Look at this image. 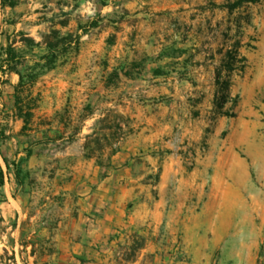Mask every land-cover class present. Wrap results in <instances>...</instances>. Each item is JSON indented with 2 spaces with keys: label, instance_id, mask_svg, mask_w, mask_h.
<instances>
[{
  "label": "rangeland",
  "instance_id": "374dc122",
  "mask_svg": "<svg viewBox=\"0 0 264 264\" xmlns=\"http://www.w3.org/2000/svg\"><path fill=\"white\" fill-rule=\"evenodd\" d=\"M15 1L0 264H264V0ZM54 34L78 40L19 109L6 49Z\"/></svg>",
  "mask_w": 264,
  "mask_h": 264
},
{
  "label": "trees",
  "instance_id": "16d2710c",
  "mask_svg": "<svg viewBox=\"0 0 264 264\" xmlns=\"http://www.w3.org/2000/svg\"><path fill=\"white\" fill-rule=\"evenodd\" d=\"M263 0H237L229 6L231 10H235L243 7L245 4H256ZM2 5L4 7H16L15 0H2ZM55 41L46 40V54L42 57V62H34L33 65L30 64V61L27 60V55L24 51L17 50L14 46V43H10L6 49L7 58L3 62V68H6V71L9 73L17 74L20 78L19 84L16 87V107L21 108V96L20 93L33 86L39 78L47 71L53 70L59 59L60 51L58 46L63 44L70 48L74 47V44L77 43L78 39H74L73 36H67L60 39L56 34ZM52 38V37H51ZM25 46L34 49L40 44L36 43L34 39L25 38ZM232 69V68H231ZM8 165V162H6Z\"/></svg>",
  "mask_w": 264,
  "mask_h": 264
},
{
  "label": "crops",
  "instance_id": "0c3cea01",
  "mask_svg": "<svg viewBox=\"0 0 264 264\" xmlns=\"http://www.w3.org/2000/svg\"><path fill=\"white\" fill-rule=\"evenodd\" d=\"M151 213H153V215H157L158 214V209L156 208L155 210H151Z\"/></svg>",
  "mask_w": 264,
  "mask_h": 264
}]
</instances>
